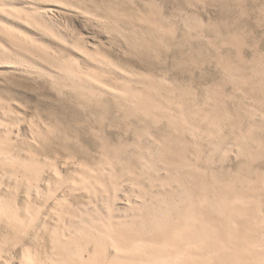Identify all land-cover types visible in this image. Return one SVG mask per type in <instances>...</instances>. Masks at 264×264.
Returning <instances> with one entry per match:
<instances>
[{
  "label": "rangeland",
  "instance_id": "1",
  "mask_svg": "<svg viewBox=\"0 0 264 264\" xmlns=\"http://www.w3.org/2000/svg\"><path fill=\"white\" fill-rule=\"evenodd\" d=\"M0 264H264V0H0Z\"/></svg>",
  "mask_w": 264,
  "mask_h": 264
},
{
  "label": "bare ground",
  "instance_id": "2",
  "mask_svg": "<svg viewBox=\"0 0 264 264\" xmlns=\"http://www.w3.org/2000/svg\"><path fill=\"white\" fill-rule=\"evenodd\" d=\"M3 10L5 11V9L3 8ZM8 10H9V8H8ZM3 11V12H4ZM7 12V11H6ZM14 12V11H13ZM33 22V21H32ZM180 197H182V194H178L176 197H174L173 198V200H171V202L172 201H176L177 203H180V200H181V198ZM218 207H221L220 205L218 206ZM182 214V215H184V210H181V208H179V207H169V208H163V209H161L160 210V212H159V217H158V219H159V221L161 220V221H167V219L172 215V214ZM161 222H159V224H160ZM203 235H206V231H205V229H203V233L200 235V236H203ZM169 263H171V262H169Z\"/></svg>",
  "mask_w": 264,
  "mask_h": 264
}]
</instances>
